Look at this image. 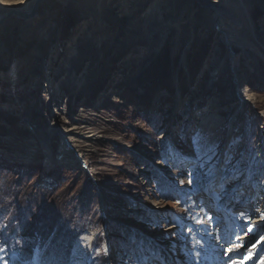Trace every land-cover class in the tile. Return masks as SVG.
<instances>
[{
	"label": "rangeland",
	"instance_id": "1",
	"mask_svg": "<svg viewBox=\"0 0 264 264\" xmlns=\"http://www.w3.org/2000/svg\"><path fill=\"white\" fill-rule=\"evenodd\" d=\"M204 1L42 0L1 21L0 264H75L83 237L85 264H264V0H214L233 48ZM86 180L102 225L65 240L22 234L2 196L34 210Z\"/></svg>",
	"mask_w": 264,
	"mask_h": 264
},
{
	"label": "trees",
	"instance_id": "2",
	"mask_svg": "<svg viewBox=\"0 0 264 264\" xmlns=\"http://www.w3.org/2000/svg\"><path fill=\"white\" fill-rule=\"evenodd\" d=\"M244 132L247 135V128ZM11 187L7 186L6 192L2 194V196L10 200L9 203H11L14 208L10 216L15 223L22 220V225L20 227L22 234L29 235L33 239L46 238L48 237V233L46 234L45 232L49 231L55 235L52 240L59 241L67 237L68 226L75 225L78 228L76 231L77 234V232L83 228H91L92 230L94 227L102 225V215L92 210L95 208L98 196L93 193V186L88 180H86L80 188L75 190V192L71 189L69 190L71 187V185H69L66 190L58 194L54 192V189L48 192L50 194L45 200H38V198L34 199L32 202L34 210L28 209L27 200H30L32 197L40 196L34 192L30 195L29 190L26 195L23 189H21L22 192L17 191V193H14L13 190L17 187ZM86 208L89 209L88 215L86 214ZM7 210H9V206L0 202V212H7ZM32 221L34 222L33 224L30 223ZM29 225L33 226L29 227ZM111 225L112 224H109L110 236L111 234H116L115 230L111 229ZM5 231L4 227L0 228L2 234H4ZM111 239L110 241L112 242Z\"/></svg>",
	"mask_w": 264,
	"mask_h": 264
},
{
	"label": "bare ground",
	"instance_id": "3",
	"mask_svg": "<svg viewBox=\"0 0 264 264\" xmlns=\"http://www.w3.org/2000/svg\"><path fill=\"white\" fill-rule=\"evenodd\" d=\"M42 0H32V1H30L29 2V5L31 4V7L30 8H28V9H25V10H21V9H14V10H10V11H7V12H10V13H7V12H0V24H3V22L7 19V18H9L11 15H15V16H17V17H20V18H22V17H26L27 16V18H29L30 16H32V14L34 13L33 12V9H35L36 8V6L37 5H39V3L41 2ZM130 1V0H129ZM204 3H205V7L207 8V9H209V8H212L213 10H214V18H213V20L211 21L212 23H217L218 25L220 24V23H222L221 25H222V27H224L223 29H225V31H220L221 33H224L225 34V37H226V41H227V44H228V46H230L231 48H233V47H237V46H239L237 43H235L234 42V40H233V36H232V34L230 33L229 34V32H232V33H235V30L233 29V28H235V27H238V26H241L239 23H238V16H236L235 14H236V12H235V14L233 13V12H231L230 10H228V11H222V8L219 6L220 4H219V2H217V1H214V0H207V1H204ZM125 5V8H124V10H126L127 8H128V6H129V3L127 2L126 3V0H124V3H123V6ZM224 10V9H223ZM127 11V10H126ZM246 12L248 11V10H245ZM154 12H156V11H154ZM238 15H239V13H238ZM125 17H122V19H124ZM3 20V22H1ZM92 25H93V23H91V29H92ZM231 30H230V29ZM91 29H90V31L86 34V35H84L81 39H80V41L77 43V47L79 46V45H81L82 44V42H83V40L90 34V32H91ZM235 38V37H234ZM232 40H233V42H232ZM240 47V46H239ZM244 49V48H243ZM247 49V48H246ZM67 54H69V53H67ZM71 59V58H70ZM71 61V60H70ZM64 66H65V64H64ZM45 74H46V72H45ZM59 76H60V74H59ZM214 76V75H213ZM49 77V76H48ZM11 82L12 83H15V81H14V78H12L11 79ZM50 82H51V80H50ZM50 84H52V83H50ZM49 85V84H48ZM208 111H211V112H213V108H211V107H209L208 109H207ZM203 122H206V120L204 119L203 120ZM210 121H207V123L204 125V127L203 128H200V129H198V131L196 132V135L195 136H197V138H194L195 140H194V142L196 143V145H198V144H200L201 143V141L199 140V137L200 136H202L204 133H205V131L208 129V127L210 126ZM212 127L215 129V130H218V129H220V123L218 122V121H213L212 122ZM213 129V130H214ZM221 130V129H220ZM231 137V136H230ZM213 143V142H212ZM206 153V152H205ZM214 158V157H213ZM211 164V163H210ZM103 206H104V203H103ZM103 209H104V207H103ZM240 211V210H239ZM241 213V212H240ZM234 214H238V212H236V213H234ZM262 214V210H261V212H256V213H254V215L253 216H260ZM227 215V214H226ZM225 216V215H224ZM225 220H226V224H227V221H228V217L226 216L225 217ZM223 222V221H222ZM229 222H231L230 220H229ZM223 224V223H222ZM226 226V225H225ZM232 226V225H231ZM228 227V226H227ZM227 227H225L226 229H227ZM228 230H230V231H232L233 230V226L232 227H229V229ZM245 238V237H244ZM82 243L83 244H79L78 246H76V248H75V250H74V256H75V264H85V258H86V256H88V247H89V244H90V242H91V239H90V237H83L82 238ZM251 250V249H250ZM257 252V251H256ZM256 252L254 253V256L256 255ZM254 262H252V264H253Z\"/></svg>",
	"mask_w": 264,
	"mask_h": 264
},
{
	"label": "snow or ice",
	"instance_id": "4",
	"mask_svg": "<svg viewBox=\"0 0 264 264\" xmlns=\"http://www.w3.org/2000/svg\"><path fill=\"white\" fill-rule=\"evenodd\" d=\"M251 231V229H249Z\"/></svg>",
	"mask_w": 264,
	"mask_h": 264
}]
</instances>
